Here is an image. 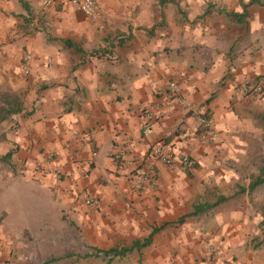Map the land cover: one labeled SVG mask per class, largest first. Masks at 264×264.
<instances>
[{
    "label": "crops",
    "instance_id": "0c3cea01",
    "mask_svg": "<svg viewBox=\"0 0 264 264\" xmlns=\"http://www.w3.org/2000/svg\"><path fill=\"white\" fill-rule=\"evenodd\" d=\"M96 2L98 20L0 0V264H264V93L235 95L264 84V0ZM158 142L191 162L152 159ZM118 153L154 164L157 187L132 190Z\"/></svg>",
    "mask_w": 264,
    "mask_h": 264
},
{
    "label": "built area",
    "instance_id": "2783aa9c",
    "mask_svg": "<svg viewBox=\"0 0 264 264\" xmlns=\"http://www.w3.org/2000/svg\"><path fill=\"white\" fill-rule=\"evenodd\" d=\"M55 0H42L44 7H49L54 3ZM70 4L78 11L82 12L86 16L93 20L100 19L102 15V9L96 0H68ZM28 57L31 56V52H28ZM167 92L177 96L184 106L189 107L190 103L181 98L182 88L179 83L171 81L167 85ZM264 93V84L260 82H245L235 89V95L237 96H260ZM145 124L142 129L141 138L137 139L134 145H141L145 139L150 135V131L154 126V113L152 111L145 112ZM198 122L206 131V133L214 137L217 134L215 128V120L212 116L207 115L205 112H200L198 114ZM170 134V133H169ZM151 157L161 161L166 166L174 169L180 160V163L187 166L191 162L190 155H183L180 159L176 156L174 151L169 147V145L158 142L151 147ZM118 161V168L120 170L125 169H135V172L131 174L130 187L132 190L137 192H145L152 190L159 184V172L157 167L152 163H147L144 160H139L135 154L131 153L129 155H124L118 153L115 156ZM56 159L55 153H49L46 157L38 163H35L36 171L45 173L48 172V167L50 163L54 162ZM58 182L63 180V171L59 168L54 170ZM81 198L86 205L97 206L101 204L102 199L96 196H92L88 192H84ZM207 262H212L213 256H209Z\"/></svg>",
    "mask_w": 264,
    "mask_h": 264
},
{
    "label": "trees",
    "instance_id": "16d2710c",
    "mask_svg": "<svg viewBox=\"0 0 264 264\" xmlns=\"http://www.w3.org/2000/svg\"><path fill=\"white\" fill-rule=\"evenodd\" d=\"M260 182H261V180L258 181V182H254V183H252V184L250 185V189H253V188H254L258 183H260ZM200 208H201V207L198 206V207L196 208V212H199V211L201 210ZM184 219H185V217L180 218L179 222H183ZM166 225H167V224L163 225L162 227H156V228H154V230H153V232H152V234L150 235L149 238H147V239H145V240H143V241L138 240V241L134 242V244H133L131 247H125V248H123L122 250H119L117 247H115V248L110 249L109 251H107V252H106V255H109L110 253L121 254V253H123V252L131 251L133 248H138V249H140V248H142V247H144V246H148V245L151 244V242H152L153 235H154L156 232H158L161 228L165 227Z\"/></svg>",
    "mask_w": 264,
    "mask_h": 264
}]
</instances>
